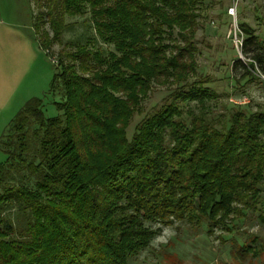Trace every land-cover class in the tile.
<instances>
[{
  "label": "trees",
  "instance_id": "1",
  "mask_svg": "<svg viewBox=\"0 0 264 264\" xmlns=\"http://www.w3.org/2000/svg\"><path fill=\"white\" fill-rule=\"evenodd\" d=\"M40 2L37 40L61 47L51 84L61 114L33 98L1 136L0 264H129L163 227L212 233L264 207V111L210 116L195 45L203 0ZM85 15L93 37L66 40L67 18ZM240 34L247 60L235 66L258 79L264 37L246 24ZM159 84L175 87L130 137Z\"/></svg>",
  "mask_w": 264,
  "mask_h": 264
},
{
  "label": "rangeland",
  "instance_id": "2",
  "mask_svg": "<svg viewBox=\"0 0 264 264\" xmlns=\"http://www.w3.org/2000/svg\"><path fill=\"white\" fill-rule=\"evenodd\" d=\"M231 9H234L232 11ZM44 11L40 0H0V139L23 106L31 99L43 100L47 117L61 114L56 103L60 93L51 90L57 69L60 46L44 50L34 27L36 16ZM195 36L198 71L209 77L215 97L208 112L216 120H225L229 110L242 106L264 111V79L243 78L244 70L235 62L246 61L242 51L240 24H246L264 37V0H203ZM88 15L67 18L74 23L65 39L85 41L93 37ZM42 31H50L48 25ZM55 63V64H54ZM171 85H155L144 101L143 113L137 114L128 135L144 116L153 112L173 90ZM217 123V127H221ZM6 155L0 146V164ZM264 196V180L261 184ZM262 205L246 210L226 227H196L187 221L163 227L150 246L129 260V264H264V222L259 220ZM244 245L246 252L241 253Z\"/></svg>",
  "mask_w": 264,
  "mask_h": 264
},
{
  "label": "built area",
  "instance_id": "3",
  "mask_svg": "<svg viewBox=\"0 0 264 264\" xmlns=\"http://www.w3.org/2000/svg\"><path fill=\"white\" fill-rule=\"evenodd\" d=\"M232 11H234V9H231ZM262 78L264 79V75H262Z\"/></svg>",
  "mask_w": 264,
  "mask_h": 264
}]
</instances>
